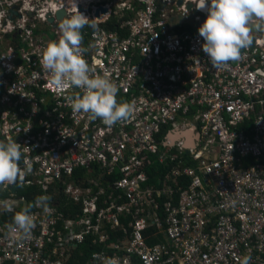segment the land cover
I'll use <instances>...</instances> for the list:
<instances>
[{
	"label": "built area",
	"instance_id": "1",
	"mask_svg": "<svg viewBox=\"0 0 264 264\" xmlns=\"http://www.w3.org/2000/svg\"><path fill=\"white\" fill-rule=\"evenodd\" d=\"M191 2L0 0V141L15 140L21 168L32 165L23 187H0V212L29 203L12 188L36 189L53 208L31 210L22 242L0 223V264H67L87 242L107 249L89 264H264V45L214 69L198 28L171 24L202 21ZM76 7L99 26L81 30L84 58L117 84L118 103H135L133 119L108 127L74 112L65 97L81 90L57 87L42 67Z\"/></svg>",
	"mask_w": 264,
	"mask_h": 264
},
{
	"label": "clouds",
	"instance_id": "2",
	"mask_svg": "<svg viewBox=\"0 0 264 264\" xmlns=\"http://www.w3.org/2000/svg\"><path fill=\"white\" fill-rule=\"evenodd\" d=\"M191 3L195 4L196 10L207 12L198 33L204 41L202 50L214 69H224L230 61L241 60L242 50L249 49L253 43L264 45V0H192ZM183 14H188L186 6ZM85 26L94 31L99 30L98 24L80 13L77 7L74 14L62 18L58 25L61 33L59 39L50 41L42 52V67L50 73L52 82L57 87L67 84L81 90L65 97L74 112L87 114L90 121L99 118L108 127L133 119L135 103H118L117 84L107 75L94 73L84 58L88 49L82 46L81 30ZM147 51L148 48L145 52ZM262 119L264 117L260 118ZM21 159L19 143L11 138L0 141V187L25 185V178L31 174L32 165L25 159V166L21 168ZM18 191L25 190H12L15 198L23 197L18 195ZM51 199L47 195L38 196L34 202L26 203L20 211L15 212L12 223L6 225L8 232L14 234L15 242L31 238L36 227V216L31 210L40 208L45 214H50L53 211ZM5 211H13V206L6 204ZM251 259V255H245L239 264H251ZM105 264H120V261L119 258L112 257L107 258Z\"/></svg>",
	"mask_w": 264,
	"mask_h": 264
},
{
	"label": "trees",
	"instance_id": "3",
	"mask_svg": "<svg viewBox=\"0 0 264 264\" xmlns=\"http://www.w3.org/2000/svg\"><path fill=\"white\" fill-rule=\"evenodd\" d=\"M115 23L116 22L113 21L112 23H109L108 26H110L113 29ZM174 31L177 32V33H181V32H186V31L195 32L197 30L192 28L189 25H182V26L176 27L174 29ZM156 169H158L157 170V175L158 176H162V172H164V167L156 166ZM83 174L84 173L79 171L75 175L77 177H79V176H82ZM151 176H152V174H151ZM153 182H156V181L154 180ZM18 195L23 196L25 198H28L29 199L28 202L32 203L37 198L38 191L36 189L32 188L31 190L18 191ZM56 202L57 203H70V201L65 200V198L63 196H59L57 198ZM59 210L61 212H63L64 214H67V215L69 214V212H68L69 206H66V205L60 206ZM12 220H13V216L5 215L4 218H3V224L8 225V224L12 223ZM1 223H2V221H1ZM95 251H97V249L92 248L91 243L87 242L84 246L79 247V249L77 251L72 253V256L69 259V261L67 262V264H88L89 261L91 260V255Z\"/></svg>",
	"mask_w": 264,
	"mask_h": 264
},
{
	"label": "water",
	"instance_id": "4",
	"mask_svg": "<svg viewBox=\"0 0 264 264\" xmlns=\"http://www.w3.org/2000/svg\"><path fill=\"white\" fill-rule=\"evenodd\" d=\"M180 4H182L183 2L182 1H180L179 2ZM14 7H17V5L15 6L14 5ZM194 5L193 4H189L188 5V8L190 9V10H192V12H196L195 11V9H194ZM102 11H106L105 9H102ZM17 13H16V11L15 10H13L12 8L10 9V15L11 16H14V15H16ZM64 15V10H59L58 12H57V16L59 17V18H62V16ZM201 16V18H202V21L200 22V23H196V22H194V19H195V16L194 15H191V17L187 20L185 17H173V18H171V24L172 25H176V24H179V23H188V24H190L191 26H193V27H195V28H199L200 27V25L204 22V20H205V18H206V15H204V14H201L200 15ZM49 21H52V18H50L49 19ZM254 44V43H253ZM189 135V134H188ZM187 135V136H188ZM197 137V139H198V135L196 136ZM171 138V142H174L175 140H177V139H179L180 137L178 136V135H175V136H171L170 137ZM191 140V139H190ZM172 146V145H171ZM186 146H187V148H193L194 146H196V144H195V142H194V138H193V140H191V142H187L186 143ZM13 191L15 190V188H13L12 189Z\"/></svg>",
	"mask_w": 264,
	"mask_h": 264
},
{
	"label": "crops",
	"instance_id": "5",
	"mask_svg": "<svg viewBox=\"0 0 264 264\" xmlns=\"http://www.w3.org/2000/svg\"><path fill=\"white\" fill-rule=\"evenodd\" d=\"M186 25H189V26H191L190 24H186ZM192 28H194L193 26H191ZM188 135V134H187ZM5 196V195H4ZM9 197H4V199H8ZM4 211V210H3ZM14 214L15 213H12V212H7V211H4V212H0V223H1V221H2V224H3V218H4V216L5 215H10V216H14ZM5 225V224H4ZM92 248H95V249H97V251H95V252H93V254H97V253H99L100 251H103V250H107L106 249V247L105 246H99V247H92ZM93 254L91 255V258H92V256H93ZM90 262V261H89ZM89 264V263H88Z\"/></svg>",
	"mask_w": 264,
	"mask_h": 264
},
{
	"label": "rangeland",
	"instance_id": "6",
	"mask_svg": "<svg viewBox=\"0 0 264 264\" xmlns=\"http://www.w3.org/2000/svg\"><path fill=\"white\" fill-rule=\"evenodd\" d=\"M13 10H15L16 8L12 7Z\"/></svg>",
	"mask_w": 264,
	"mask_h": 264
}]
</instances>
